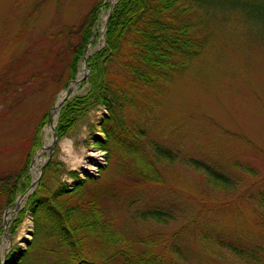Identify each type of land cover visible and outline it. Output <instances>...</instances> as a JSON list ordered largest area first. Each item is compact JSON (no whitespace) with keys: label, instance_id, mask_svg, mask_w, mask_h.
<instances>
[{"label":"rangeland","instance_id":"374dc122","mask_svg":"<svg viewBox=\"0 0 264 264\" xmlns=\"http://www.w3.org/2000/svg\"><path fill=\"white\" fill-rule=\"evenodd\" d=\"M101 1L104 3L99 19L77 76L64 85L69 69L62 67L56 57V50L64 41L59 33L65 27L79 25ZM111 1L0 0V173L20 170L37 125L46 113L49 119L69 84L85 75L84 55L88 52L90 56L105 44L103 29L110 9L107 4ZM213 1L219 6L217 11L193 2L195 14L202 20L199 33L209 38L201 54L156 107L148 105L140 113H129L131 121L141 120L149 127L152 137L178 151L180 159L176 163L161 164L165 184L140 183L108 165L106 151L97 144L98 139L106 137L102 122L107 111L103 106L91 109L70 134L62 139L58 137L52 155L53 130L48 121L42 126L41 146L30 166L31 180L38 178L52 156L64 164L62 179L70 187L79 180L69 176L68 171H77L80 177L88 178L89 169L84 168L94 167L90 176L95 178L93 187L101 194L107 214L130 237L148 234L169 237L193 221L192 227L212 233L216 242L222 237L249 246L262 243L264 260V230L259 225L264 224V210L258 211L252 201L243 198L248 190L264 189V42L254 35L257 27L232 9L236 6L246 16L255 10L264 13L261 7L264 2ZM87 80H81L71 98L86 94ZM47 145L50 148L41 155L40 151ZM194 158L241 174L244 180L240 189L231 193L213 189L204 173L193 168L190 159ZM36 160L37 169H34ZM236 161L252 166L256 174L238 171L233 167ZM106 165L108 170L98 176L99 168ZM26 199L21 202L22 207ZM14 204L6 208L0 205V251L9 261L19 257L34 231L33 216L28 213L23 222L29 218L31 226L25 242L19 236L23 222L15 234H6L4 217L7 210H13L8 218L11 226L17 214ZM155 204L171 208L177 219L161 223L134 215ZM200 239L201 242L196 237L188 240L191 252L187 260H180L183 264H251L202 235Z\"/></svg>","mask_w":264,"mask_h":264},{"label":"trees","instance_id":"16d2710c","mask_svg":"<svg viewBox=\"0 0 264 264\" xmlns=\"http://www.w3.org/2000/svg\"><path fill=\"white\" fill-rule=\"evenodd\" d=\"M193 2L213 11L219 7L213 0L116 1L109 15L105 44L88 58L86 94L69 99L60 110L56 126L59 139L70 134L91 109L103 106L107 111L102 122L106 137L98 139L97 144L106 151L108 165L140 183H166L161 164L176 163L180 159L178 151L152 137L141 120L131 121L129 113H140L148 105L156 107L207 45L209 38L199 33L202 20L196 16ZM103 3L98 2L79 25L65 27L59 33L64 41L57 48L56 57L62 67L69 69L64 85L77 76ZM107 7L111 9V2ZM232 9L257 27L254 35L264 42V13L255 10L246 16L236 6ZM47 72L51 74L50 69ZM47 118L48 113L29 140L20 170L0 173V205L4 208L12 206L18 194L31 186L30 166L41 146V130ZM190 162L195 170L204 173L206 182L215 190L231 193L243 183L241 174H232L218 164L199 158ZM108 165L99 168L98 176L108 170ZM233 167L256 174L252 166L240 161ZM65 170L64 164L52 156L43 168V178L16 214L10 228L12 235L28 213L33 216L34 232L13 264H183L180 260H187L191 252L188 240L196 237L201 242L200 235L251 264H264L262 243L249 246L222 237L216 242L212 233L192 227L193 221L169 237L148 234L132 238L107 214L101 194L93 187L95 178H82L77 171H68L69 176L79 180L70 187L62 179ZM243 198L252 201L258 211L264 210L263 188L248 190ZM134 215L161 223L177 219L171 208L161 204L144 207ZM259 225L264 230V224ZM1 235L0 226V244ZM1 261L0 253V264Z\"/></svg>","mask_w":264,"mask_h":264},{"label":"water","instance_id":"95a60500","mask_svg":"<svg viewBox=\"0 0 264 264\" xmlns=\"http://www.w3.org/2000/svg\"><path fill=\"white\" fill-rule=\"evenodd\" d=\"M114 4H115V1L112 0V1H111V9H110V13H109V15L111 14V12H112V10H113ZM108 18H109V16H108ZM108 18H107V19H108ZM107 24H108V20L106 21V23H105V25H104V29H103L104 31H105V29L107 28ZM104 36H105V33H104ZM85 54H86V53H85ZM88 56H89V55H84V66H85V68H86V73H85V75L82 77V79H83V78H87V79H88L89 74H90V69H89V65H88ZM82 79H81V80H82ZM75 81H76V80H75ZM75 81H74V82H75ZM72 95H73V90H72V88H71V84H69V86L67 87V89L64 91V94H63V96L61 97V99H60V100L58 101V103H56V105L52 108V113H50V117H49V121H48L49 124H52L53 111H54V110H58V113H59L60 110H61V108L64 106L65 102L68 101V100L71 98ZM52 130H53V136H54V139H53V140H54V143H53L52 148H51V155L53 154V146L55 145V143H56L57 140H58V135H57V131H56V125L53 126ZM41 174H42V170L40 171V175L38 176V178H37L36 180H33V181H32L31 186L29 187V189H28L23 195H21V196L19 197V199L15 202V204H16L15 210H16V211L20 209V201H21V199H22L23 197L29 195L31 192L34 191V189L36 188V186L38 185V183H39V181H40ZM91 174H92V172H89V171L86 172V175H87V176H91ZM7 216H8V215H7V212H6L5 217H4V223H5L6 228H7V232H6V234H7L8 236H10L11 233H10V231L8 230V229H9V226L7 225V224H8ZM31 234L33 235V232H32ZM29 242H30V241H27L26 243L29 244ZM5 262H9L10 264H13L14 260H10V261H9V260L6 258V255H5V257L3 258L2 264H5Z\"/></svg>","mask_w":264,"mask_h":264},{"label":"bare ground","instance_id":"6f19581e","mask_svg":"<svg viewBox=\"0 0 264 264\" xmlns=\"http://www.w3.org/2000/svg\"><path fill=\"white\" fill-rule=\"evenodd\" d=\"M87 55H89L88 52H87ZM81 79H82V76L79 77V79H77L75 82H73V83L71 84V88H72L73 92H74V91L77 89V87L81 84ZM61 97H62V96H61ZM60 99H61V98H60ZM57 114H58V110H54V111H53V117H52V124H50L51 128H53V126L56 124ZM48 148H50L49 145L45 146V147L43 148V150L40 151V154H41V155H44L46 149H48ZM90 155H91V154H90ZM34 169H37V160H36V162H35ZM85 169H89V170L91 171V170H94V167H88V166H87V168H84V170H85ZM89 170H88V171H89ZM22 201H23V198L21 199V202H22ZM21 202H20V203H21ZM14 211H15V210H14ZM12 213H13V210H11V209L7 210L8 218H9V215H11ZM29 226H31V219L27 218V219L23 222V224H22V226H21V228H20V230H19L20 241L25 242V241L28 239L29 231H30V230H29ZM0 249H1V247H0ZM2 252H3V251H2Z\"/></svg>","mask_w":264,"mask_h":264}]
</instances>
